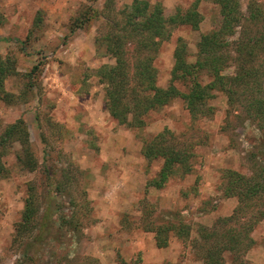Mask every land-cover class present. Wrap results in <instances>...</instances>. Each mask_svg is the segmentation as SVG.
<instances>
[{"label": "rangeland", "instance_id": "1", "mask_svg": "<svg viewBox=\"0 0 264 264\" xmlns=\"http://www.w3.org/2000/svg\"><path fill=\"white\" fill-rule=\"evenodd\" d=\"M148 1L160 2L166 16L194 6L202 15L198 28L169 26L160 40L153 63L157 83L167 87L175 48L183 40L195 63L202 33L221 19L219 6L215 0ZM132 2L0 0V56L14 61L4 79L8 94L0 97V139L19 119L25 129L0 145V264H206L202 231L243 230L258 208L253 193L251 201L244 197L243 183L257 189L264 174V106L254 103L264 104L261 71L233 86L235 100L232 81L216 88L212 109L196 115L182 96L149 110L141 125L129 124L132 113L122 123L108 110L101 69L116 57L105 36L120 31L122 9ZM251 2L264 9V0H240L243 12ZM137 44H127L128 69ZM263 64L264 52L249 66L256 71ZM236 68L229 60L221 74L231 80ZM210 79L201 73L203 84ZM175 84L188 91L184 80ZM161 134L164 146L185 149L189 170L176 166L158 185L153 181L164 159L150 147ZM29 199L33 210L25 222ZM250 235V246L244 238L237 251L225 252V264H264V219Z\"/></svg>", "mask_w": 264, "mask_h": 264}, {"label": "trees", "instance_id": "2", "mask_svg": "<svg viewBox=\"0 0 264 264\" xmlns=\"http://www.w3.org/2000/svg\"><path fill=\"white\" fill-rule=\"evenodd\" d=\"M215 1L219 6V16L221 17L219 23L211 30L202 33L198 43V59L195 63L188 61L186 44L180 39L181 42L174 52L175 66L172 70V79L167 87H162L157 83L158 70L153 63L160 40L169 36L167 33L169 26L189 24L193 28H198L202 21L201 13L194 6L184 11L179 9L176 13L166 16L164 6L160 2L151 4L148 0H133L130 5L122 9L123 17L120 22V31L105 36L106 49L116 57V63L105 65L101 69L103 72L102 81L108 84L106 105L113 117L125 123L129 113H132L133 116L129 124L132 126L141 125L144 123L143 115L145 113L169 103L178 96L186 99L192 115H196V112H206L212 109L208 102L210 98L214 97L216 88H225L229 81H232L230 95L235 100V97L239 96V92L236 91L235 87L233 88L234 85L239 86L238 84L242 82L248 84L258 77L260 71V73H264V64L261 70L257 69L256 71L249 66L254 56L264 52L263 7L257 2H251L247 12H243L240 0ZM109 3L110 1L106 2L107 7L112 4ZM1 19L0 13V21ZM238 27L241 28L239 38L231 41L229 36L236 34ZM133 39H136L138 44L134 51L132 67L128 69L127 44ZM229 60L234 61L237 66L236 74L232 76L231 80L221 74V70ZM13 64L14 61L11 58L3 59L0 56V97L2 98H5V95H1V93L8 94L4 88V79L12 72ZM37 69L38 66L35 65L33 71ZM202 72L211 78L206 84L200 80ZM177 79L184 80L189 84L187 92L181 91L176 86L175 81ZM256 86L260 87L261 85L256 82ZM254 101L259 107L264 106L263 100ZM256 104L252 103L251 106ZM251 106L249 105V107ZM22 130H25L23 119L9 125L0 139V145H5ZM164 134L159 135L160 138L158 136L159 139L152 142L150 147V154L153 152L161 155L164 159L159 178L153 181L158 185L167 179L176 166L185 168L189 164V156L187 157L185 149L176 148L175 144L164 146L162 139ZM3 171L0 163V173ZM235 183L230 179V185ZM251 183L252 181L243 183L247 186L244 197H248V201L251 198L247 194L253 193L255 201L252 205H254L253 208H258L254 209L255 212L251 214L247 226L243 230L242 228L223 230L216 228L209 230V232L202 231L200 234L206 246L203 256L206 264H225V252L237 251L244 242V238L248 240L246 246H250L254 242L250 232L255 228L258 221L264 219V174L260 175L257 189ZM244 200L240 199V203L245 202ZM246 203L248 207L252 208L248 202ZM33 204L34 201L29 199L24 212L25 222L33 210ZM238 212L239 209L234 214ZM233 215L232 219L235 217ZM227 220L226 218L222 219L223 222ZM22 226H24L23 223ZM173 226L175 228L177 225L173 224ZM181 227H184V224H181ZM182 230L186 232L184 228ZM167 244L168 240L158 242L159 246H166Z\"/></svg>", "mask_w": 264, "mask_h": 264}]
</instances>
